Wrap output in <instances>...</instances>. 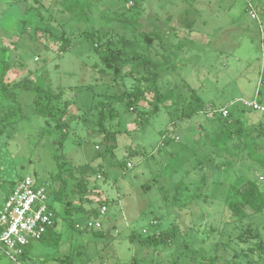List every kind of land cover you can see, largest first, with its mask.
I'll use <instances>...</instances> for the list:
<instances>
[{"label":"rangeland","instance_id":"1","mask_svg":"<svg viewBox=\"0 0 264 264\" xmlns=\"http://www.w3.org/2000/svg\"><path fill=\"white\" fill-rule=\"evenodd\" d=\"M40 1L0 0V209L20 179L51 181L59 165L70 184L86 179L91 189L73 215L82 231L57 203L62 242L35 243L19 264H264V211L236 220L227 204L238 178L257 182L264 196V168L250 156L264 155V117L243 107L264 104V0ZM108 38L138 76L152 75L144 59L159 64L165 98L154 113L150 93L141 116L128 99L107 105V127L122 132L105 153L99 113L135 81L103 66ZM25 77L37 89L3 93L2 83ZM48 92L62 98L42 97ZM46 104L67 109L63 129L59 113L39 115ZM96 221L100 229L88 227ZM250 228L259 239L245 240ZM166 229L175 231L173 242L152 244ZM0 264L17 263L0 252Z\"/></svg>","mask_w":264,"mask_h":264},{"label":"trees","instance_id":"2","mask_svg":"<svg viewBox=\"0 0 264 264\" xmlns=\"http://www.w3.org/2000/svg\"><path fill=\"white\" fill-rule=\"evenodd\" d=\"M36 4L40 5V0H35ZM41 28L42 31H44L45 28ZM159 38L158 35H152V34H146L145 40L151 42L154 39ZM121 41V40H120ZM96 43L95 47L98 49V51L102 50L103 43L98 41H94ZM105 43V50L102 51L103 55L101 56V61L103 66L107 69L112 71V73L115 76H120L123 72L126 77H132L134 78V83L132 87L129 90L123 91L118 95L108 97L107 102H104V106L102 110L99 113V118L97 122V126L100 132L103 133V144H107L105 153L113 152V150L117 147V135L119 132H122L121 130L112 131L107 127V114L105 112V107L109 105L112 101H130L129 111L132 108L133 110H137L139 113V116L141 114L148 113L146 110H142L140 107V104L142 101H149L148 95L150 93H155L156 101L151 100L149 101L150 106H154V113L159 112L160 110V104L165 98V95L159 90L157 87V80L161 76L160 72L158 71V63H155L151 60L144 59L143 63L146 66H149L151 68L152 75L147 76H138L133 70H127L126 68L129 66L130 63V57H126L123 55V49H120L117 47V44L114 43L111 38H108ZM133 43L132 40H126L124 41V47L130 46ZM69 48V41L65 39V36L63 35V40L60 42V50L65 51ZM135 59L140 60L141 56L135 57ZM31 75V74H30ZM36 84L32 80H30L29 77H25L24 79L20 81H15L13 84H5L2 83V91L3 93H6L10 91V89L14 88H20L25 90H35L37 89L35 87ZM56 97V99L62 98V93H53L48 92L46 95L42 96L44 98H47L48 100L53 99L52 97ZM192 97L196 100H199V97L196 95V93H193ZM39 109H42V114L39 113V115H42V117H51V119H54V117L59 113L60 117L58 119H55L56 121V127L58 129H63L66 126V123L63 120V117L67 113L66 108H60L56 112L54 108H51V105L46 104L45 106H39ZM61 113H60V112ZM249 111V110H248ZM113 113L117 114V110H113ZM113 117V115H111ZM230 117L232 118V112H230L229 118H226L228 122H230ZM242 130V128H239L238 131ZM250 156L253 161L257 162L259 165H261L264 168V155H260L257 152L250 153ZM57 160L59 161L60 158L57 157ZM63 165H59L57 174L52 173L51 175V181L48 179L44 182H40L42 184H48V194H49V205L50 207L55 211L56 217L57 212L55 210V205L57 203H63L65 208V214L68 218H72V226L78 231H82L81 228L77 227V219H73V215L79 214L82 212V206H79L78 204H83L86 201L89 200V191L91 188H89V182L86 179L76 180L72 178L71 184L69 182L70 178L64 177L62 175ZM22 180V179H20ZM73 182V183H72ZM60 183L61 185L56 188L55 184ZM70 189V190H69ZM71 191L73 194V198H67L69 197L68 192ZM107 203L101 202V208ZM227 204L228 208L231 210L234 216H236V220L245 219L248 216H251L253 214H259L264 211V196L263 193L255 181H243L239 178L230 185L228 196H227ZM100 208V211H101ZM99 211V213H100ZM68 220V219H67ZM58 222L57 218L55 219V226L43 236V238L40 240V242L43 245H47L50 247H56L59 246L63 239L62 232L57 230ZM256 232H259L258 230H255ZM94 236L97 238H102L104 236V233L102 231H94ZM253 228L247 229L242 233V236L247 239H259L260 233H255L253 235ZM175 231L170 230H162L158 234H154L150 239L152 244L155 245H165L169 246L173 240L175 239ZM243 240V241H245ZM260 242V241H257ZM258 244V243H257ZM28 248L26 252L21 256L22 259H26L29 256V250ZM260 259H264V255L259 257ZM69 257H63L60 260L64 261L65 263L68 262ZM40 264H46L45 261H42ZM212 264H216V260L212 262Z\"/></svg>","mask_w":264,"mask_h":264},{"label":"built area","instance_id":"3","mask_svg":"<svg viewBox=\"0 0 264 264\" xmlns=\"http://www.w3.org/2000/svg\"><path fill=\"white\" fill-rule=\"evenodd\" d=\"M243 107L264 117V104L258 100H244ZM222 114L226 117L229 111L224 110ZM106 212L107 206H103L100 214ZM55 219V211L49 205L48 184L31 177L23 178L9 192L0 209V252L19 264L26 250L55 226ZM91 226L100 229L102 225L96 221L88 225Z\"/></svg>","mask_w":264,"mask_h":264},{"label":"crops","instance_id":"4","mask_svg":"<svg viewBox=\"0 0 264 264\" xmlns=\"http://www.w3.org/2000/svg\"><path fill=\"white\" fill-rule=\"evenodd\" d=\"M260 102V101H259Z\"/></svg>","mask_w":264,"mask_h":264}]
</instances>
